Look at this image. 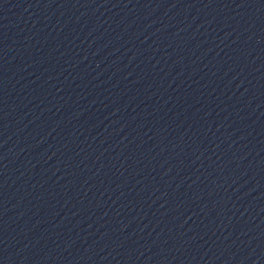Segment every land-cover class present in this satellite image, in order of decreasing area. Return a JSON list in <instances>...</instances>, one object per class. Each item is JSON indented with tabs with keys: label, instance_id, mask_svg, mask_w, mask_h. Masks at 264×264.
Here are the masks:
<instances>
[{
	"label": "water",
	"instance_id": "1",
	"mask_svg": "<svg viewBox=\"0 0 264 264\" xmlns=\"http://www.w3.org/2000/svg\"><path fill=\"white\" fill-rule=\"evenodd\" d=\"M0 264H264V0H0Z\"/></svg>",
	"mask_w": 264,
	"mask_h": 264
}]
</instances>
